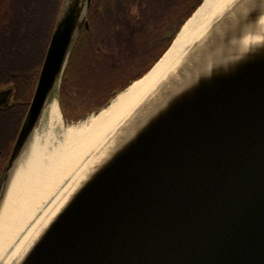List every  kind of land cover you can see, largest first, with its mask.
I'll list each match as a JSON object with an SVG mask.
<instances>
[{
  "label": "water",
  "instance_id": "1",
  "mask_svg": "<svg viewBox=\"0 0 264 264\" xmlns=\"http://www.w3.org/2000/svg\"><path fill=\"white\" fill-rule=\"evenodd\" d=\"M93 1L65 0L0 204L57 89L61 107ZM246 1L230 24L213 25L219 36L187 58L154 105L126 122L17 264H264V0ZM180 31L165 35L163 57Z\"/></svg>",
  "mask_w": 264,
  "mask_h": 264
},
{
  "label": "bare ground",
  "instance_id": "2",
  "mask_svg": "<svg viewBox=\"0 0 264 264\" xmlns=\"http://www.w3.org/2000/svg\"><path fill=\"white\" fill-rule=\"evenodd\" d=\"M247 2L206 0L152 71L79 125L67 128L58 96L51 97L42 128L34 132L19 159L0 204V264L19 262L75 181L124 133L126 122L147 112L186 69L187 58L203 53ZM216 23L223 26L218 32Z\"/></svg>",
  "mask_w": 264,
  "mask_h": 264
},
{
  "label": "trees",
  "instance_id": "3",
  "mask_svg": "<svg viewBox=\"0 0 264 264\" xmlns=\"http://www.w3.org/2000/svg\"><path fill=\"white\" fill-rule=\"evenodd\" d=\"M149 1L150 0L93 1L92 8L87 17L90 27H84L80 33L62 80L61 109L69 120L78 122L84 116L103 109L120 92L128 88L132 82L141 79L147 74L168 50L172 41H167L164 46L160 48L156 60L152 59L153 62L146 67L144 71L139 75L137 74L134 79L122 83L116 90L112 89L111 94H104L103 91H105L106 86H98L93 92H86L87 90L84 88L86 73L91 74L94 68H103L108 71V67L115 64L118 58V52L121 50V47L118 50L117 47L121 45L120 41L122 39L113 40L111 37V39L108 40V45L104 44L102 41L104 33L101 32L102 27L106 29L107 26L113 31H124L125 34L123 33V36H126L127 39L134 38L136 31H140L141 34L137 39L142 40V50L144 51L140 58L144 59L151 56V43L155 32L152 27V19L154 17L157 19L159 18L156 14L155 16L152 15V13L148 14L149 12L147 13L145 10L146 8L144 9V4H148ZM203 1L204 0H166V5L164 6L165 13L162 15V21H173L180 30L196 9L201 6ZM157 2L158 0H155L152 3L154 4ZM64 3L65 0H29L28 7L20 4L18 8L15 9L19 13L14 16V29L13 32L10 33V38L13 42L11 57L14 60V67H18L21 70L16 80L20 89L17 90L18 101H22L21 96L23 94L27 95L25 99L31 101L38 77L37 76L35 79H27L32 69L31 61H35L37 67L41 68ZM135 5L138 9H136ZM160 9H162V7H160ZM134 10L140 16L139 23L132 20L135 19L131 14ZM162 11L164 10L162 9ZM118 17L122 18V23L118 22ZM106 20L108 22H106ZM146 25L150 26L147 30H145V27H148ZM136 64L138 65V62H136ZM27 67L28 70L26 69ZM29 78L32 77L29 75ZM81 85H83V89L80 88ZM87 87H89V85H87ZM80 90L81 92L84 91L87 93V96L82 95V99L84 100L83 105L67 107L65 105V100L67 98L80 97ZM93 100L99 104L93 102ZM94 104L98 105L93 106ZM25 113L26 109L22 110V107H14L12 121L7 115L0 114V137L3 135L6 136L7 132L10 131V127H8L10 122L13 135V140L11 142L7 144L0 143V150L2 151V156L0 158V192L8 162L14 149ZM8 120L10 122H8Z\"/></svg>",
  "mask_w": 264,
  "mask_h": 264
},
{
  "label": "flooded vegetation",
  "instance_id": "4",
  "mask_svg": "<svg viewBox=\"0 0 264 264\" xmlns=\"http://www.w3.org/2000/svg\"><path fill=\"white\" fill-rule=\"evenodd\" d=\"M28 1L29 0H0V114L1 115H7L8 118L12 121L13 117V110L14 107H22L23 109H26V113L22 119L20 130L22 128V125L25 121L26 115L29 111V108L31 106L36 87L41 75V71L43 68V64L41 68H38L35 61H31L32 69L30 71V76L32 78L29 79H35L37 76V83L33 92V96L31 98V101H28V99H25L27 95H22L21 100H17V90L19 89V86L16 83V80L21 72V70L18 67H14V60L11 57V51L13 48V42L10 38V33L13 32V22H14V16L15 14H18L19 12L15 9L18 8V6L21 4L23 6L28 7ZM142 1V0H140ZM153 1H149L148 4H144V9L147 11L149 7H154V12H152V15H157L153 18V27H154V38L151 43V51H159L161 47L164 46V44L167 42V40L164 39L165 35L171 31L173 28L177 27V24L173 21H162L163 18L162 15L165 13L164 6L166 5V0H158L157 3H152ZM136 6V5H135ZM134 6V8H135ZM160 7H162V10H160ZM136 9L138 7L136 6ZM131 14L135 17L134 22L139 23L140 22V16L139 14L134 10L131 12ZM150 14V13H148ZM118 22L122 23V18L118 17ZM108 20V19H107ZM106 20V22H108ZM131 20V21H132ZM114 32V38L113 40H121L123 37L124 31H113ZM120 32V33H119ZM126 37V36H125ZM111 39V34L104 32L102 36V41L105 45H108V40ZM29 62V61H26ZM44 63V62H43ZM28 70V67L26 68ZM20 97V96H19ZM24 100V101H23ZM8 122H10L8 120ZM8 127H10V131L7 132L6 136L0 137V143H9L12 139V132H11V122L9 123ZM20 130L18 132L17 138L19 136ZM17 141V139H16ZM16 143V142H15ZM2 156V155H1Z\"/></svg>",
  "mask_w": 264,
  "mask_h": 264
},
{
  "label": "rangeland",
  "instance_id": "5",
  "mask_svg": "<svg viewBox=\"0 0 264 264\" xmlns=\"http://www.w3.org/2000/svg\"><path fill=\"white\" fill-rule=\"evenodd\" d=\"M151 1H155V0H151ZM154 9H155L154 7H149V9L147 10V13L154 12ZM149 28L150 26L145 27V30ZM101 32L109 33L111 34V37L114 38L113 30L107 26H106V29L102 27ZM140 34H141L140 31H136V35L132 39L130 38L127 39V37L125 36L122 37V40L120 41L121 45L117 47V50L121 47V50L118 52V58L116 59V62L114 65H111L108 67V71L104 70L103 68L102 69L94 68V71L92 72L93 74L86 73V79H85V84H84V88L85 90H87L86 92L88 91L93 92L98 86H103V87L106 86L105 91H103L104 94H111L112 89L116 90L118 87L121 86L122 83L128 80L134 79L137 74L139 75L144 70V68L149 64L151 59L158 57L159 51H156V52L152 51L150 52L151 56L149 58H144V59L140 58L144 53V51L142 50L143 42L141 39H137L140 36ZM136 62H138V65L136 64ZM87 85H89V87H87ZM80 88L83 89V85H81ZM86 92L84 91L81 92L80 90V97L67 98L65 100V103H66L65 105L67 107H74V106H79V105L82 106L84 103V100L82 99V95L87 96ZM56 95L57 96L59 95L58 89L54 92V94L52 95V98H55ZM93 102L95 101L93 100ZM61 112H62L64 124L68 128V127L76 126V125H79L85 122L91 116L98 115V112L100 111L84 116L78 122L69 120L67 118V115H65L64 112L62 111V109H61ZM43 118L44 116L41 118L39 124L37 125V128L35 130L36 132H39L41 130L42 125H43Z\"/></svg>",
  "mask_w": 264,
  "mask_h": 264
},
{
  "label": "crops",
  "instance_id": "6",
  "mask_svg": "<svg viewBox=\"0 0 264 264\" xmlns=\"http://www.w3.org/2000/svg\"><path fill=\"white\" fill-rule=\"evenodd\" d=\"M156 58H157V57H155V58H153V59L156 60ZM152 62H153V60L151 59V62H149V64H148L146 67H148ZM146 67L144 68V70L146 69ZM144 70H143V71H144ZM75 73H76V72H75ZM76 74H77V73H76ZM95 103H98V102H95ZM98 104H99V103H98ZM98 104H97V105H98ZM97 105L94 104L93 106H97Z\"/></svg>",
  "mask_w": 264,
  "mask_h": 264
},
{
  "label": "clouds",
  "instance_id": "7",
  "mask_svg": "<svg viewBox=\"0 0 264 264\" xmlns=\"http://www.w3.org/2000/svg\"><path fill=\"white\" fill-rule=\"evenodd\" d=\"M230 68H231V67H229V68H225V69H223V70L228 71V70H230Z\"/></svg>",
  "mask_w": 264,
  "mask_h": 264
}]
</instances>
